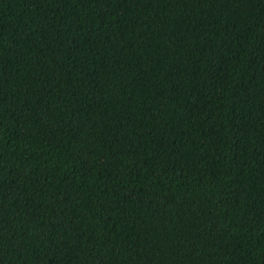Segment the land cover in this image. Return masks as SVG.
<instances>
[{
	"label": "trees",
	"instance_id": "obj_1",
	"mask_svg": "<svg viewBox=\"0 0 264 264\" xmlns=\"http://www.w3.org/2000/svg\"><path fill=\"white\" fill-rule=\"evenodd\" d=\"M264 0H0V264H264Z\"/></svg>",
	"mask_w": 264,
	"mask_h": 264
},
{
	"label": "rangeland",
	"instance_id": "obj_2",
	"mask_svg": "<svg viewBox=\"0 0 264 264\" xmlns=\"http://www.w3.org/2000/svg\"><path fill=\"white\" fill-rule=\"evenodd\" d=\"M256 146L259 147L260 149L264 150V141L263 142H256Z\"/></svg>",
	"mask_w": 264,
	"mask_h": 264
}]
</instances>
